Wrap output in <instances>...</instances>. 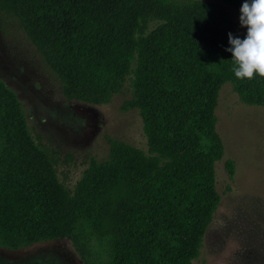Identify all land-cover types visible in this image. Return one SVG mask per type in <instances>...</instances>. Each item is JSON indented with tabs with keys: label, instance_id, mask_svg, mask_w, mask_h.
I'll return each mask as SVG.
<instances>
[{
	"label": "trees",
	"instance_id": "16d2710c",
	"mask_svg": "<svg viewBox=\"0 0 264 264\" xmlns=\"http://www.w3.org/2000/svg\"><path fill=\"white\" fill-rule=\"evenodd\" d=\"M244 0H0V27L18 22L63 96L106 104L128 93L148 150L107 137L82 157L30 124L0 76V246L69 239L83 264H194L221 203L219 92L264 106V77L236 78L228 33ZM83 165L78 180L70 174ZM225 167L230 179L236 161Z\"/></svg>",
	"mask_w": 264,
	"mask_h": 264
},
{
	"label": "rangeland",
	"instance_id": "374dc122",
	"mask_svg": "<svg viewBox=\"0 0 264 264\" xmlns=\"http://www.w3.org/2000/svg\"><path fill=\"white\" fill-rule=\"evenodd\" d=\"M228 7L239 22L240 14ZM0 76L18 93L30 124L60 148L78 157L89 152L105 159L110 146L107 137H111L148 150L140 111L123 105L127 92L101 105L66 99L56 74L18 22L0 27ZM217 114L225 143V155L217 164L222 199L194 264H264V106L243 102L233 84L226 82L219 92ZM229 158L236 161L233 179L225 167ZM82 169L83 165L71 172V184ZM57 260L83 264L67 238L19 249L0 246V264Z\"/></svg>",
	"mask_w": 264,
	"mask_h": 264
},
{
	"label": "clouds",
	"instance_id": "9594fccd",
	"mask_svg": "<svg viewBox=\"0 0 264 264\" xmlns=\"http://www.w3.org/2000/svg\"><path fill=\"white\" fill-rule=\"evenodd\" d=\"M239 23L247 28L246 36L241 39L228 33L236 78L253 79L264 77V0H244L240 8Z\"/></svg>",
	"mask_w": 264,
	"mask_h": 264
},
{
	"label": "water",
	"instance_id": "95a60500",
	"mask_svg": "<svg viewBox=\"0 0 264 264\" xmlns=\"http://www.w3.org/2000/svg\"><path fill=\"white\" fill-rule=\"evenodd\" d=\"M49 263H51V264H61L62 261H60V260H57L56 262L50 261V262H46V263H44V264H49ZM30 264H31V263H30ZM63 264H64V263H63Z\"/></svg>",
	"mask_w": 264,
	"mask_h": 264
}]
</instances>
